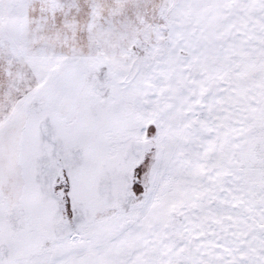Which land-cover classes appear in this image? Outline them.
<instances>
[{"label":"snow or ice","instance_id":"6c2138e0","mask_svg":"<svg viewBox=\"0 0 264 264\" xmlns=\"http://www.w3.org/2000/svg\"><path fill=\"white\" fill-rule=\"evenodd\" d=\"M0 264H264V0H0Z\"/></svg>","mask_w":264,"mask_h":264}]
</instances>
